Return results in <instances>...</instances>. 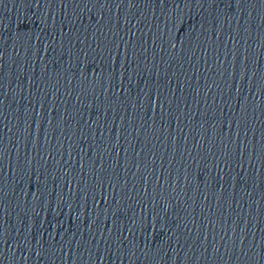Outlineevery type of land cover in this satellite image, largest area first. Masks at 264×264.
Masks as SVG:
<instances>
[{
	"label": "water",
	"instance_id": "obj_1",
	"mask_svg": "<svg viewBox=\"0 0 264 264\" xmlns=\"http://www.w3.org/2000/svg\"><path fill=\"white\" fill-rule=\"evenodd\" d=\"M0 264H264V0H0Z\"/></svg>",
	"mask_w": 264,
	"mask_h": 264
}]
</instances>
